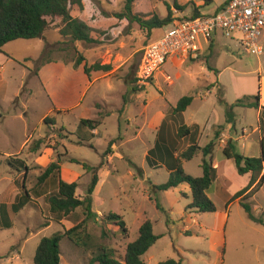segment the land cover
I'll use <instances>...</instances> for the list:
<instances>
[{
  "label": "rangeland",
  "instance_id": "obj_1",
  "mask_svg": "<svg viewBox=\"0 0 264 264\" xmlns=\"http://www.w3.org/2000/svg\"><path fill=\"white\" fill-rule=\"evenodd\" d=\"M162 1L151 0L150 4L149 0H139V4L146 6L147 11L151 6L164 18L167 7ZM86 2L84 9L75 7L71 13L88 20H95L99 15H110L108 19L102 18L100 21L104 27L99 31L106 33L101 43L72 42L69 37L60 34L62 21L54 19L42 38L9 42L4 47L5 53H0V204L13 202L16 196L22 194L23 184L28 189L37 188L39 175L58 158L61 160L60 176L68 182H78L77 195L84 197L94 173L83 166L86 163L90 167H97L95 172L101 178L94 193L95 217L86 219L85 224L90 246H77L64 237L60 243L62 264H90L101 247L114 250L115 256L123 261L127 245L139 237L140 226L146 219L153 221L154 232L160 237L145 255L148 264H157L168 258L181 259L182 264H264V226L250 219L240 201L233 200L227 207L226 195L213 184L209 194L214 199L217 212L188 210L192 203L189 185L167 191L156 189V186L168 181L169 172L165 167L150 166L144 157L146 149L154 145L160 120L168 114L166 120L171 121L170 112L175 106L174 92L178 96L191 92L190 95L195 97L184 117L187 124L196 122L205 126L209 134L214 131L213 138L216 131L220 132L213 152L215 160L225 158L219 143L223 142L226 146L228 136L236 138L234 142L238 153L260 157L257 134L247 139L251 145L244 138H239L243 129L258 131L260 122L257 110L236 109L237 130L225 129L227 124L220 123L225 119V106L220 103L219 95L223 92L225 101L233 103L245 94H257L260 76L264 75V32L259 40L263 48L260 54L245 51L235 40L219 33L211 52V43L202 42V55L185 62L176 59L170 61L154 77L142 82L139 74L144 47L149 41L170 32L173 25L155 28L148 33L113 16L123 10L125 0ZM178 2L190 11L174 13V17H189L195 13L193 0ZM147 4H150L149 8ZM214 9L215 5L211 4L203 7L202 11L211 13ZM44 52L45 60L65 63L71 69H74L80 56L85 58L80 67L86 63L112 64V71H93L91 76L109 78L111 86L107 87V79L96 86L99 90L107 89L111 94L109 98L115 103L122 100L121 92L126 93L129 86L139 89L127 94L130 100L137 98L139 93L142 95L138 103L135 102L134 109L120 112V124L118 113L110 116L95 136L88 127H79V114L67 115L63 111L61 114L54 111L46 93L47 85L50 89L53 81L48 71L43 75L39 72L44 66L39 67ZM4 54L9 57L5 58ZM142 104L148 105L145 113L137 108ZM114 107L112 103L107 106L99 104L100 111L94 119L103 123ZM134 115H142L143 123L140 119L134 120ZM47 116L48 120L44 121ZM130 118L132 121L128 123ZM176 122L170 125L173 129L168 128L170 134L176 132ZM223 132L226 134L222 136ZM223 138L225 140L221 141ZM39 139L43 140V144L38 151H34L32 146ZM190 142L187 139L178 140L176 153L181 155ZM202 143H206L205 138ZM14 158L24 160L29 170L11 167L8 160L14 162ZM38 158L45 167L39 166ZM73 158L80 163L71 162ZM143 163L150 178L134 183L130 170L143 177L144 171L140 167ZM199 163V157L186 162V172L198 176L201 173ZM225 171L232 194L246 186L247 177L238 173L234 160ZM58 177L56 172L54 179L57 181ZM134 184L140 186L136 188ZM151 185L153 189L149 187ZM184 188H187L189 199L182 194ZM43 189L45 194L34 196L15 216L11 228L0 227V264H34L36 250L43 237L70 229L86 218L85 210L79 208L61 223L56 222L49 204V196L56 191V186L50 179ZM256 193H250L251 197H255L252 200L248 198V202L256 216L264 217V184ZM220 212L228 213L226 219L218 216ZM111 213L123 217L129 229L127 233L107 219Z\"/></svg>",
  "mask_w": 264,
  "mask_h": 264
},
{
  "label": "trees",
  "instance_id": "obj_2",
  "mask_svg": "<svg viewBox=\"0 0 264 264\" xmlns=\"http://www.w3.org/2000/svg\"><path fill=\"white\" fill-rule=\"evenodd\" d=\"M86 1L87 0H0V53H5L4 47L9 42L19 39L31 40L42 38L44 33L50 28L51 21L54 19H60L62 21L63 25L60 28V34L63 37H69L72 42L83 41L88 44L101 43L104 41V35H106V33L104 31H99V29L104 27L100 21L102 18L108 19L110 15H99L95 20H88L83 16H76L71 13V9L75 7L84 9L87 3ZM204 1L207 2L208 0ZM147 6L149 8V5ZM140 7L143 6L139 4V0H125L123 10L114 13L113 16L118 20L136 25L139 29L151 33L155 28H162L166 25L173 24L178 19L174 17L173 8L184 11L186 6L181 5L178 0H174L172 5L166 3L167 16L164 18L158 15L151 6L148 12L137 11ZM200 15H202V13L199 8L195 7V13L189 16V18H195ZM186 18H188V16ZM45 53L46 52L43 53L40 59L41 65L39 67L49 62L44 58ZM84 59V56H80L73 67L75 69L79 68ZM211 69L214 70L213 68ZM84 70L91 78L93 71L110 72L113 70V65L110 63H94L92 65L86 63L84 65ZM138 90L136 86L128 87L127 93L124 95V106H126L128 102L127 94L131 91L134 92ZM193 100V95H185L172 107L170 117L174 122L177 121L176 123H178L176 138L171 139V143L173 144L172 147L168 145L163 146L157 142L156 146L149 151L147 159L152 167H159V162L153 160L154 156L157 158L159 157L162 163H164L165 160L168 164L173 161V167H171L168 181L156 186V189L167 191L178 187L182 183H187L191 188L193 199L187 209L197 212H216L217 206L209 197L208 190L219 173V168L215 167L213 163V152L216 140L220 138L221 134L216 131L213 140L204 147L196 143L199 126L197 124L188 126L184 120V112L192 104ZM219 100L220 103L225 106L226 122L232 124L234 127L236 121V108L259 109L261 107V86H259L257 94L244 95L231 104L225 101L223 92L220 93ZM262 108L264 117V106H262ZM123 109L121 112H123ZM47 120L48 116L44 121ZM100 124L101 122L97 119H83L80 122V127L85 126L94 130L98 128ZM184 138H190L192 143L181 155L176 157L175 146L178 140L180 141ZM42 144L43 140L39 139L33 144L32 149L38 151ZM111 145L112 143H110V146ZM261 147L262 153L260 157L245 156L237 152L234 140H229L223 149V153L226 158L235 161L240 175L251 174L250 182L237 192L233 199L241 198L240 203L246 210L250 219L264 226V217L256 216L252 205L248 202V198L251 197L250 193L258 192L259 187L262 186L264 182V134L261 140ZM200 152L203 153V175H190L185 171L183 161L192 160ZM13 161L14 162L8 160L11 167L18 170L20 167L24 168L25 171L29 170L24 160L14 158ZM71 162L80 163L75 158L71 159ZM17 164H20L18 165L19 167H16ZM83 166L89 171H94L84 197H79L77 195L79 188L78 182H68L60 176L61 160L58 158L50 162L43 173L39 175L37 188L28 189L26 185L23 184V192L16 198L14 203L0 204V227L9 229L13 226V219L15 216L33 200L34 196L39 197L45 194V189L43 188L51 179L56 186V191L49 196V204L56 222L61 223L63 219L70 216L79 208L85 210L86 218L75 224L72 228L64 230L63 232L54 233L50 236H45L41 239L34 257V264H62L60 243L64 237H67L70 242L77 246H90L88 242L90 236L85 224L87 222L86 219L95 217V212L93 211V195L100 177L99 174L95 172L97 167H90L86 163H83ZM56 172L59 176L57 181L54 179ZM157 205L161 207L160 204ZM107 219L116 223L124 233L129 231L121 215L111 213L107 216ZM159 238L160 237L154 232L153 221L151 219H146L140 226L139 237L127 245L123 261L115 256L114 250L101 247V251L90 261V264H147L143 256ZM159 264H182V260L168 258L161 261Z\"/></svg>",
  "mask_w": 264,
  "mask_h": 264
},
{
  "label": "crops",
  "instance_id": "obj_3",
  "mask_svg": "<svg viewBox=\"0 0 264 264\" xmlns=\"http://www.w3.org/2000/svg\"><path fill=\"white\" fill-rule=\"evenodd\" d=\"M173 0H163L162 3L166 5V3L172 5ZM180 1V0H179ZM229 0H208V2L204 1V0H193L194 2V7H198L200 12L202 14H206L202 11L203 7H206L207 5H211V4H214L215 5V9L211 12H216L218 9H220L221 7H223ZM150 4H151V0H149ZM180 3V2H179ZM150 4H147L150 6ZM146 8V6H144ZM144 7H140L138 8L137 11H142V12H148L147 10H145ZM173 8V7H172ZM174 10V13H184L185 11L189 10V8H185L184 11H180V10H177L175 8H173ZM184 17V16H182ZM218 36V34H217ZM217 36L214 37L213 39H206L204 37H200L199 38V44H200V48L202 47V42H210L211 43V48H213V46L215 45V41L217 40ZM211 48H210V51L211 52ZM203 54V50L202 48L200 49V52H199V55H202ZM5 55V58H8L9 56L4 54ZM198 55V56H199ZM182 60V61H186L188 59H196L195 57L194 58H189V57H184V56H181V55H176V56H173L168 62L167 64L170 62V61H174V60ZM61 62H59V64H57V62H48L46 65H44L43 67L40 68V73L43 75V73L45 71H48V74L51 76V81H53L50 89L47 85V90L48 92L47 95L48 97H50L51 101H52V105L54 107V111H57L59 114H61V112H65L67 115H75V114H79L78 115V118L77 120H79V127H80V122L83 120V119H94L96 117V114L100 111L98 108H99V104H103V106H107L108 104L112 103V105H114L115 107L112 108V110L110 109V114L109 116H106V118L104 119V122L100 124V126L94 130H91V133H93L95 136L97 134L95 133H100V127L106 122V120L108 119V117L110 116H113L115 114H119L118 116V122L120 121V112L121 110L123 109V111L126 112H130V109H134V105L135 102L138 103L142 93H139L137 95V98H133V99H129L128 97V102L126 104V106H124V95L127 93H124V92H121V97H122V100L120 102H113L110 97L111 94H109L110 92H108L107 89H100L97 88L98 86H96V84L98 82H100L101 80H109V78H105L104 77H99L98 75H93L91 76V78L86 74L85 70H84V66H81L77 69H71L69 67L66 66L65 63H62L60 64ZM109 64V63H108ZM1 69V68H0ZM108 77V76H107ZM109 84L107 87L111 86V82L110 80L108 81ZM261 86V107L259 109H256L257 110V116H258V120L260 122V126H259V129L258 131L256 130H253L252 132H248L246 129H243L241 135L239 138H244V141L248 143V145H251V143L247 140L249 138H251V136H254L255 134H257L256 136V139H258V143L260 144V147H261V140H262V137H263V134H264V126H263V122H264V117H263V108L262 106H264V75L263 76H260V85ZM96 89V90H95ZM203 92H199V94H202ZM255 93V92H253ZM30 94H32V92H30ZM173 102H175L174 105L177 104L178 100L183 97V96H178V93L174 92L173 93ZM177 94V95H176ZM188 95L191 94V92H188L187 93ZM246 95V94H245ZM251 95V94H249ZM185 96V95H184ZM195 98V97H194ZM241 98V97H240ZM237 100V99H236ZM194 102V100H193ZM192 102V104H193ZM235 102V101H234ZM191 104V105H192ZM231 104V103H229ZM190 105V106H191ZM190 106L187 108V110L184 112V117H185V114L187 113L188 109L190 108ZM119 107V109L117 108ZM147 107L148 105H145V104H142V106L138 105L137 108H140V112L141 110L143 111V113L147 112ZM173 107V106H172ZM142 108V109H141ZM239 108H244V107H238L236 109H239ZM236 109H235V114H237L236 112ZM255 109V108H254ZM133 111V110H132ZM77 117V116H76ZM142 115L138 116L137 115H134L133 119H140L141 122L143 123V119H142ZM167 117H168V114H165L164 117L162 118V120H160V123L157 127V135H156V138L154 140V145L152 147H149L146 149L145 151V162L148 161L147 157H148V154H149V151L151 149H153L157 142H159L161 145L163 146H169V147H172V143H171V139L172 138H176V134H177V130H178V125H177V128H176V132H173V134H170L169 132V127H171L170 125H173L171 123H173V119H171L170 122H167ZM145 118V117H144ZM185 120V119H184ZM132 121V119H128V123H130ZM148 122V120H147ZM185 123H186V120H185ZM221 124H227L226 128L225 129H232L234 128L235 130L236 129V126H232V124H229L226 122V116H225V119L223 122H220ZM220 123H217V124H220ZM120 124V122H119ZM187 124V123H186ZM194 124H197L199 126V130H198V134H197V137H196V143L201 146V147H204L206 146L211 140H213V133L212 134H209L208 131H206V128L205 126L202 127L201 124L199 123H192V124H187L188 126H191V125H194ZM216 124V125H217ZM215 125V124H214ZM213 125V126H214ZM172 128V127H171ZM173 129V128H172ZM212 130H213V127H212ZM226 133L223 132L222 133V136L225 135ZM215 135V134H214ZM205 138L206 140V143H202V139ZM186 139L188 141H191L190 138H184L180 141H186ZM220 139V138H219ZM218 139V140H219ZM236 138H234L233 136H228V141L229 140H235ZM222 140H225L224 138L221 139ZM30 141V140H29ZM28 141V142H29ZM192 142H190L191 144ZM219 143V142H218ZM223 143V142H222ZM222 143H219L220 144V147H221V150L223 151L225 145L222 144ZM189 144V145H190ZM250 147V146H249ZM261 153H262V147H261ZM13 154V153H11ZM9 154V156L11 155ZM214 154V153H213ZM175 155L176 157H178L179 155L176 153L175 151ZM214 156V155H213ZM261 156V155H260ZM195 157H199L200 159V163H199V167L201 169V173H198L197 175L198 176H202L203 175V168H202V162H203V153L200 152L199 154H197ZM40 158L37 159V161L39 162V166L41 167H45L44 164H42L39 160ZM194 159V158H193ZM192 159V160H193ZM153 160L156 162L158 161L159 162V167H165L168 172H169V176H170V173H171V167H173V161L170 162V164L168 163H162L160 162V159L159 157L155 158L153 157ZM190 160V161H192ZM231 160L233 159H228V158H224L220 161H217L214 159L213 157V163H214V166L219 168V173H218V176L217 178L215 179V181L213 182V184L217 185L218 187V191H222V193L224 195H226V199H227V204L226 206L229 207L232 203L233 200L235 201H240L241 198H237V199H232L234 197V195L239 192L240 190H237L235 194H232L231 193V190H230V182L228 180V178L226 177L225 173V169L226 167H228L230 165V162ZM144 162V163H145ZM186 162H189L187 160H184L183 161V166H184V169H185V164ZM142 164L140 165V167L142 168V170L144 171V175L143 177L140 175V176H137L136 173L134 172V170H130V173L131 175L133 176V180H134V183H137V181H142V182H145L146 180H148V178H150V176L147 174L146 172V167H145V164ZM149 163V162H148ZM50 164V163H49ZM135 164V162H134ZM161 164V165H160ZM136 165V164H135ZM151 168V167H150ZM69 169V168H68ZM84 169V168H82ZM71 170V169H69ZM186 171V170H185ZM79 172V171H78ZM81 175V173H80ZM245 176L247 177V180H246V185L250 182L251 180V174H245ZM101 179V178H100ZM74 182V180H72ZM70 182V181H69ZM100 182V180H99ZM100 183H98L99 185ZM184 184H187V183H182L180 184L178 187H175V188H181V187H184L183 185ZM212 184V186H213ZM219 184V185H218ZM264 184V182H263ZM262 184V185H263ZM97 185V186H98ZM134 186H136V184H134ZM140 186V184H137L136 188ZM211 186V187H212ZM151 189H153V185L149 186ZM190 187V186H189ZM210 187V188H211ZM98 188V187H97ZM97 188L95 189L94 193L96 192ZM143 188V187H142ZM210 188L208 190V195L209 197L214 200L212 198V196L209 194V191H210ZM262 188V186L260 187V189ZM173 189V188H172ZM185 191L182 190V194L184 196H186V198H190V195L187 193V188H184ZM259 189V190H260ZM190 192H191V188H190ZM192 193V192H191ZM219 193V192H218ZM259 193V191H258ZM256 193V194H258ZM18 196H16L13 200V202H8L7 204H12L15 202L16 198ZM94 197V195H93ZM255 196L251 197L250 200L254 199ZM193 200V199H192ZM230 202V203H229ZM215 203V202H214ZM251 204V203H250ZM191 211H195V210H191ZM197 212V211H195ZM217 212V211H216ZM216 212H210V213H216ZM227 214L228 213H225L223 214L222 212L218 213V216L220 218H224L226 219L227 217ZM149 251V250H148ZM148 251L144 254L143 256V259L146 261L145 259V255L148 253ZM146 263L148 264V262L146 261ZM160 263V262H159ZM157 263V264H159Z\"/></svg>",
  "mask_w": 264,
  "mask_h": 264
},
{
  "label": "built area",
  "instance_id": "obj_4",
  "mask_svg": "<svg viewBox=\"0 0 264 264\" xmlns=\"http://www.w3.org/2000/svg\"><path fill=\"white\" fill-rule=\"evenodd\" d=\"M172 25L170 32L144 47L140 81L154 77L173 56L198 57L200 37L210 40L222 33L245 51L262 53L259 40L264 32V0H229L216 12L181 17Z\"/></svg>",
  "mask_w": 264,
  "mask_h": 264
}]
</instances>
